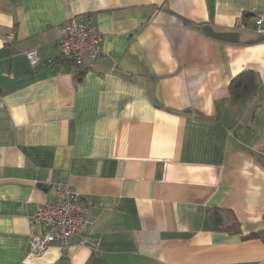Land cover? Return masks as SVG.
<instances>
[{"label": "crops", "instance_id": "0c3cea01", "mask_svg": "<svg viewBox=\"0 0 264 264\" xmlns=\"http://www.w3.org/2000/svg\"><path fill=\"white\" fill-rule=\"evenodd\" d=\"M259 13L264 0H0V264H264ZM72 17L103 37L78 71L57 44ZM245 72L257 89L235 100ZM57 183L89 223L30 260Z\"/></svg>", "mask_w": 264, "mask_h": 264}, {"label": "built area", "instance_id": "2783aa9c", "mask_svg": "<svg viewBox=\"0 0 264 264\" xmlns=\"http://www.w3.org/2000/svg\"><path fill=\"white\" fill-rule=\"evenodd\" d=\"M243 24V18L237 19V27ZM252 27L264 40V13L253 17ZM13 40L14 37L9 36L6 41L11 43ZM102 40L91 21L72 17L60 26L57 44L61 56L70 60L75 69H85L101 56ZM26 56L31 65H37L39 57L35 51L27 52ZM53 190V197L40 204L31 218L32 226H38L40 231L30 235L27 254L30 260L42 257L54 242L67 245L69 238L83 233L89 223L90 210L81 193L64 183L55 184ZM88 242L96 246L93 241Z\"/></svg>", "mask_w": 264, "mask_h": 264}, {"label": "trees", "instance_id": "16d2710c", "mask_svg": "<svg viewBox=\"0 0 264 264\" xmlns=\"http://www.w3.org/2000/svg\"><path fill=\"white\" fill-rule=\"evenodd\" d=\"M248 18V15H245V19ZM66 61H68L69 63H71L70 60L63 58L62 56L60 57ZM75 70H83V69H75ZM82 71H80V73L78 74V77L81 78L83 73H81ZM257 89V84L255 81V78L253 76V74H251L250 72H245L237 77H235L231 84H230V92L231 95L233 97V99L235 100H239L242 97L248 96V95H253L255 93ZM212 222L215 225V227L219 230V229H227L229 230V228H224L222 226L223 224V216H221L217 211H215V213L211 216ZM230 229L233 232H237L238 229V224L234 219V225H232L230 227ZM248 238H252L254 237V235H249L247 236ZM92 264H101V261L99 259L94 258L93 259V263Z\"/></svg>", "mask_w": 264, "mask_h": 264}]
</instances>
